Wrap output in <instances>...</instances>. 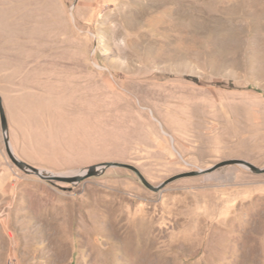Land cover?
Listing matches in <instances>:
<instances>
[{"label":"rangeland","instance_id":"rangeland-1","mask_svg":"<svg viewBox=\"0 0 264 264\" xmlns=\"http://www.w3.org/2000/svg\"><path fill=\"white\" fill-rule=\"evenodd\" d=\"M0 105V264H264V0H0Z\"/></svg>","mask_w":264,"mask_h":264},{"label":"water","instance_id":"water-1","mask_svg":"<svg viewBox=\"0 0 264 264\" xmlns=\"http://www.w3.org/2000/svg\"><path fill=\"white\" fill-rule=\"evenodd\" d=\"M0 113L2 116L3 127L5 128V120H4V116L2 113L1 105H0ZM5 146H6V150H7V153L9 155L10 159L14 162V164L17 167H19L20 169H23L27 172H31V173L39 176L42 179L55 180V181L65 182V183H76V182L81 181L85 178H89V177H93V176L97 175L99 170H103V169L108 168V167L119 166V167L128 168V169L132 170L134 173L137 174V176L139 177V179L141 180V182L143 183V185L145 187H147L151 191L156 192L160 188L164 187L165 185H167L169 182L173 181L176 178V177H173L171 179H168L167 181L163 182L162 184L158 185L157 187H154V186L150 185L134 167L129 166V165H124V164H113V163H105V164L100 165L98 167L91 166V167L87 168V170L82 171V173L80 175H76V176H72V177H65V176H62L59 174H52V173H49V172H46L43 170H39V169H37V168H35V167H33V166L23 162V161L17 160L16 158L13 157L7 142H5ZM232 164L243 165V166L249 168L253 173H256V174L264 173V168L259 169L255 166H253L252 164L245 162V161H238L236 163L232 162ZM222 165H224V163H221V164L217 165L216 167H219ZM204 172H207V171H202V170L199 171V173H204ZM196 174H198V173L191 172V173L183 175L182 177H191V176H195Z\"/></svg>","mask_w":264,"mask_h":264}]
</instances>
